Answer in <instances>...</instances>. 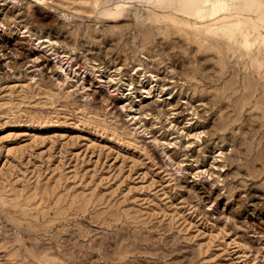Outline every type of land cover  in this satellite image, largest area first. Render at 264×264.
I'll list each match as a JSON object with an SVG mask.
<instances>
[{"label": "rangeland", "instance_id": "obj_1", "mask_svg": "<svg viewBox=\"0 0 264 264\" xmlns=\"http://www.w3.org/2000/svg\"><path fill=\"white\" fill-rule=\"evenodd\" d=\"M261 25L0 0V264H264Z\"/></svg>", "mask_w": 264, "mask_h": 264}, {"label": "bare ground", "instance_id": "obj_2", "mask_svg": "<svg viewBox=\"0 0 264 264\" xmlns=\"http://www.w3.org/2000/svg\"><path fill=\"white\" fill-rule=\"evenodd\" d=\"M205 0H180V2H181V6L184 8V9H186V10H197V8H198V6L202 3V2H204ZM155 2V1H154ZM173 2V1H172ZM151 3H153V2H151ZM162 4V3H161ZM176 11V10H175ZM180 11V10H179ZM199 18L200 17H202V18H204L203 16H199V15H197ZM231 16H237V17H240V15L239 14H237V15H232V13H223V14H220V15H218V16H216V17H214L213 18V21H211V22H209V21H206V20H202L201 21V27H211L212 25H214V24H216L217 22H219V21H222V20H227L228 19V17H231ZM247 18H249L250 20H253V18L252 17H250V16H247ZM236 23H238L237 21H229V22H227L226 23V26H228V25H232V24H236ZM189 25H192V24H190V23H188ZM193 24H196V23H193ZM262 26V25H261ZM193 28V27H192ZM262 29L264 30V25L262 26ZM263 43H264V34H263Z\"/></svg>", "mask_w": 264, "mask_h": 264}, {"label": "snow or ice", "instance_id": "obj_3", "mask_svg": "<svg viewBox=\"0 0 264 264\" xmlns=\"http://www.w3.org/2000/svg\"><path fill=\"white\" fill-rule=\"evenodd\" d=\"M262 2H264V0H262Z\"/></svg>", "mask_w": 264, "mask_h": 264}]
</instances>
